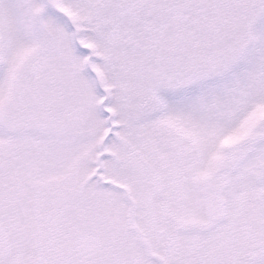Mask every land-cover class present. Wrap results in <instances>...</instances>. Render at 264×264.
<instances>
[{
    "label": "snow or ice",
    "instance_id": "6c2138e0",
    "mask_svg": "<svg viewBox=\"0 0 264 264\" xmlns=\"http://www.w3.org/2000/svg\"><path fill=\"white\" fill-rule=\"evenodd\" d=\"M0 264H264V0H0Z\"/></svg>",
    "mask_w": 264,
    "mask_h": 264
}]
</instances>
